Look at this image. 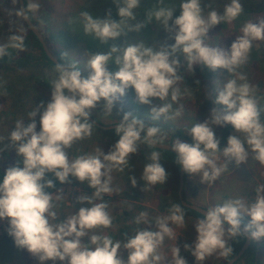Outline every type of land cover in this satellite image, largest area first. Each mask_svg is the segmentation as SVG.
Masks as SVG:
<instances>
[{"label":"clouds","instance_id":"9594fccd","mask_svg":"<svg viewBox=\"0 0 264 264\" xmlns=\"http://www.w3.org/2000/svg\"><path fill=\"white\" fill-rule=\"evenodd\" d=\"M113 3L117 6L119 21L111 18L110 11L105 18H94L89 12L80 14L84 34L101 44L116 41L125 28L138 32L146 26L128 23L136 19L134 9L140 6L141 0H113ZM201 5L202 0H182L180 15L175 19L172 8L162 7L147 14L148 22L154 17L164 29L174 33L175 42L171 45L153 48L141 42L121 48L113 44L108 52L87 53L86 77L82 76L78 61L57 63L58 75L50 82V100L36 105L28 114L27 122L16 121L6 147L15 151L18 160L0 179V220H7V232L16 247L26 249L39 264L47 261L53 264L57 261L60 264H187L176 244L171 249V262L160 251L166 238L177 241L173 225L180 228L185 225L181 204H172L168 214L156 217L154 223L147 212L139 213L135 223L148 227L138 229L134 235L125 233L122 240L94 232L113 223L108 205L94 203V198L102 199V194L113 191L112 171H123L129 165L132 155L137 153L138 142L143 140L149 147L165 145V136L158 125L124 112L115 126L119 138L107 154L97 146L94 153L69 156L75 142L92 135L95 125V121L90 122L92 110L103 101L102 113L112 115L116 102L129 88L134 89L138 103L149 106L151 121L180 117L183 105L173 109V104L184 95L178 87L184 80L180 74V57L189 73L194 72V66L203 65L213 72L224 69L233 78L226 79L214 95L209 93L213 104L222 107H213L209 118L192 125L191 143L176 140L171 144L177 154V165L189 175H198L201 183L219 180L230 162L246 163L250 153L264 165V122L260 119L255 89L243 73L237 72L248 60L253 42L264 41V19L246 23L230 49L211 47L205 43L210 29L234 21L243 6L240 0H230L221 14L208 5L210 10L205 15V7ZM39 7L35 0H28L27 7L16 9L15 14L28 21V13L38 11ZM9 48L23 51L24 36L13 33L7 44H0V58ZM113 54L117 55L113 58ZM109 62L118 65V70L110 72ZM154 100L162 103H153ZM226 124L233 127L236 135H230L227 146L221 149L213 126ZM237 133L243 134V139ZM221 157L223 163L219 162ZM160 160L159 151L150 154L151 162L144 165L140 177L145 182L142 191H147L148 186L165 184L168 174ZM70 177L95 191L91 195L81 193L76 204L87 207L82 206L61 220L55 208L56 201L64 197L63 190L54 193L52 189L54 180L63 185L70 183ZM130 182L135 187L136 177H130ZM255 191V200L250 205L242 198L227 200L209 208L194 225L195 240L191 245L186 243L184 248L191 251L196 264H202L214 254L227 258L233 253L229 240L245 233L253 240L264 239V184L258 185ZM244 215L251 219L241 231ZM85 237L87 243L83 242ZM121 249L127 250L126 260L120 255Z\"/></svg>","mask_w":264,"mask_h":264},{"label":"trees","instance_id":"16d2710c","mask_svg":"<svg viewBox=\"0 0 264 264\" xmlns=\"http://www.w3.org/2000/svg\"><path fill=\"white\" fill-rule=\"evenodd\" d=\"M24 2L26 8L28 0H24ZM181 2L182 0H162V2L161 0H141L140 6L134 9L136 19L130 20L128 23H145L146 26L138 32L128 31V29L125 28L124 34H122L119 39L116 41L110 40L106 44H101L98 39L90 35L86 36L84 34L83 19L80 14L82 12H89L94 18H105L110 11L111 18L113 20L119 21L120 17L117 14V6L113 3V0H84L81 4L72 7L71 10L62 16L59 22H55V24L50 22L47 24L45 23L44 19L41 18V21L35 18L33 12H29L28 15L44 38V29H48V31H50L51 35L49 36V39L45 38V41L51 53L61 64L71 63L72 60L68 56L70 49L76 47L80 48L82 51L83 60L86 62V64L81 65L79 68L83 71L82 73L86 77L88 75L86 70L87 60L89 58L87 53L108 52L110 51V47L113 44L120 46L121 48L126 47L129 44H138L141 42H143L145 46H152L153 48H159L161 44H173L175 42L173 39L174 33H170L164 29L163 24L159 21H156L154 17L152 18L151 22H148L147 14L150 11L162 7L172 8L175 10L173 14V19H175L180 15ZM240 2L243 6L242 13L231 23H221L210 29L208 33L209 37L205 39V43H207L209 46H213L218 40L223 39V37H229L227 44L228 49H230L231 44L236 39V36L242 34L241 29L248 20H250L253 16H260L261 19H264V0H240ZM228 3H230V0H202L201 6L202 8L205 7V15L210 10V8H215L219 13L222 14L224 5ZM208 5H210V8L206 7ZM19 8L18 0L16 3H14L13 0H0V16L8 23L5 24L8 37L13 33L21 34L24 36L25 45L23 51L9 48L7 50V54L0 58V79L13 75L14 77L22 79L25 83V88L17 95V99L10 101L7 108L0 112V120H2L4 123H7L8 136L14 129L16 121L23 120L27 122L29 120L28 114L34 110V107L32 108L31 106L24 105L26 101L31 102V105H38V103L45 100L41 87L47 86L48 84L36 78L35 72L39 71L40 69H46L53 72L56 77L58 75L55 72L56 64L46 56L37 37L25 24L24 20L16 16L15 10ZM258 20L260 19H255L252 22H257ZM169 24L171 25V21ZM51 26H53L54 32L51 31ZM21 29H23L22 32ZM50 42L55 46V48H52L49 45ZM65 51H67V53H65ZM115 55L117 54H113V58ZM180 61V74L184 77V80L179 82L178 87H180L184 95L177 103L173 104V107L176 109L180 107V105H184L186 108L187 106H192L191 109L194 110V114L198 118L205 121L207 118H209L210 111L213 107H222L213 104L212 98L209 97V93H213L214 95L215 90L218 87H221L222 84L226 82V79L233 78V75L228 74L224 69H218L213 72L207 68H204L203 65L194 66V72L189 73L186 70V63L182 57H180ZM107 67L110 72H115L118 70V65H116L114 62H109ZM240 67L248 68L253 71V88L255 89V96L258 101L260 119L262 122H264V43L258 47L252 44L248 60ZM213 78L216 79L218 84H213ZM32 83L34 85L33 92H31L30 89ZM0 86L6 89L10 88L9 86H6V83H2L1 80ZM29 94H32V96H28ZM116 103H119L122 108L133 109L135 112H142V114H147L150 117L149 106L137 102L135 91L132 88L127 89L126 94ZM153 103L160 104L162 102L159 100H154ZM92 117L101 124H104L93 114ZM36 121L38 127L37 131H39V114L36 117ZM149 123L153 124L152 122ZM213 130L215 136L220 140L221 149L227 146V138L232 135L233 132H235L230 124H226L224 126H213ZM92 131L100 133V135L105 139L108 144V151L119 138L115 133V129L101 130L94 125ZM8 136L5 140L0 142V148L4 149L3 151H0V179L3 178L5 170L10 166H14L18 160L15 151L6 147ZM176 140L191 143L189 131H186L184 128L174 127L168 131L167 141H164V143L172 144ZM138 145L141 146L139 148V156L142 159V163H144V161H148L146 160V153L150 155L153 151L160 152L161 165L164 168L166 165L168 167L169 185L168 187H164L162 184L148 186L147 191L144 192L142 191V188L145 182L140 178V176L136 178L137 185L133 187L130 182V177L132 176L128 174L129 172L132 173V171H130V167L133 161L131 160L129 161V165L125 167L123 171L113 170L112 173L115 176L117 175V178H120L122 173H125V175L128 174V177L124 178L125 180L123 184H128L129 194L124 192L121 200L119 201L115 197L107 196V194H102V199L94 198V202H103L108 205L107 211L113 219L111 227H101L95 229V234L106 235L111 237L113 240H122L125 233L128 235H134L138 229L148 227V225L145 224L137 225L135 223V217L138 216V214L143 209L132 202H128V199H132L134 201L139 199L140 193L142 195H146L145 198L149 200H156L154 213L149 217V220H151L153 223L156 217L167 215L168 209L172 204H181L178 197V174L180 166L175 162L176 156L169 151H163L154 147H149L143 142V140L138 142ZM88 151L89 149L87 145L83 146L82 144L75 142L69 149V156L70 158H75L79 155L90 153ZM149 162L151 161L149 160ZM50 178L53 177L50 176ZM186 180L187 173L184 175L185 184ZM54 183L55 188L52 189L54 193L65 186L77 184L81 187L82 193L84 194L91 195L95 191L94 189H91L86 183H80L78 180L71 177L70 183L62 185L55 180ZM185 184L183 189V198L188 201L185 194ZM74 204L76 205V210L82 206L87 207L86 204H76V200ZM61 205L63 204L61 203ZM181 206L185 211V221H199L204 217L199 213L184 207L182 204ZM60 214L61 218L59 219L61 220L64 218V216H67L64 211H61ZM250 219L251 218L249 216L244 215L242 217L241 225L244 227L250 222ZM7 229L8 228L4 229L0 233V264H35L33 262L29 263L30 260L28 258L26 249H19L16 247L13 238L8 235ZM83 242H88L87 237L84 238ZM244 242V234L236 237L235 239L229 240V244L233 249V253L230 256L225 258L219 256L218 254H214L203 261L202 264H226L237 254ZM120 255L126 260L128 255L127 250L121 249ZM186 261L187 264H196V261H194L192 258H187ZM46 264H53V262L47 261ZM56 264H60V262L57 261ZM234 264H264V239L253 240L251 238V244L249 248Z\"/></svg>","mask_w":264,"mask_h":264},{"label":"rangeland","instance_id":"374dc122","mask_svg":"<svg viewBox=\"0 0 264 264\" xmlns=\"http://www.w3.org/2000/svg\"><path fill=\"white\" fill-rule=\"evenodd\" d=\"M84 0H35L38 2L40 7L38 11L34 12V17L41 20L44 19L45 23L48 22L55 24V22H59V20L64 16L68 11L71 10L75 5L81 4ZM255 19H261L260 16H253L248 22H252ZM42 21V20H41ZM8 24L2 17L0 16V44H6L8 40L6 25ZM51 31H53V26L50 27ZM45 38L49 39L50 31L48 29H44ZM53 34V33H52ZM51 38V37H50ZM52 39V38H51ZM228 40L229 37H223V39L218 40L211 47H223L225 50H228ZM264 43V41H254L253 44L255 46H260ZM49 45L52 48L55 46L50 42ZM69 58H71V62L78 61V67L86 64L83 60L82 51L80 48L76 47L70 49L68 53ZM255 69V68H254ZM86 70V69H84ZM88 74V70H86ZM238 73H243L247 77V82L254 86L253 82V71L248 68L240 67L238 69ZM36 78L39 80L46 82L48 85L41 87L43 91L44 99L42 102L45 104L51 98V80L55 79L56 76L53 72L48 71L46 69H40L35 72ZM82 76L85 75L82 73ZM2 83H6V86H9V89L0 86V112L7 108L10 101H14L17 99V95L23 91L25 88V83L22 79L17 77L7 76L0 79ZM213 84H218L216 79H212ZM4 85V84H3ZM31 92L34 91V85H31ZM32 96V94L28 95ZM41 103V102H40ZM38 103V105L40 104ZM103 101H101L95 109L92 110V114L99 119L104 124H114L118 123L119 120L123 118L124 112H131L137 118L145 119L147 122H152L153 124L158 125L162 133L165 136L164 141H167L168 131L174 127H180L189 131L192 125L195 122H204V120L198 118L194 113V110L191 107L187 108L183 105L182 115L177 117L174 120H165L164 117H161L158 121H151L149 115L142 114V112H135L133 109H125L120 106L119 103H116L112 115L103 114ZM23 105V103H22ZM24 105L31 106L32 108L36 107L37 104L31 105V102H25ZM173 109H175L173 107ZM8 126L7 123H4L0 120V142L5 140L8 136ZM38 129V127H37ZM232 135H236V132H233ZM243 139V134L237 133ZM77 143L88 146L90 153H94L97 146L100 147L105 154L108 152V144L105 139L100 135V133L96 131H92V135L83 140L77 141ZM137 153L132 155L131 167L128 174L130 176H135L136 178L141 176L143 167L146 163H149L150 155L146 153V160L142 163V159L139 156V148L141 146H137ZM220 163H223V158L221 157ZM165 170L167 175V180L165 184H162L164 187H168L169 185V171L167 165L165 166ZM128 174L125 173L120 175V178H117L113 173L112 175V183L111 187L113 191L108 193L107 196L115 197L118 201L121 200L124 192L129 194V186L128 184H123L124 178L128 177ZM264 184V165H261L257 160L253 158V155L250 153L246 163H241L237 165L235 161H232L228 164V170H226L220 177L219 180L213 183H201L198 175H189L187 174V180L185 184V194L188 201L197 204L202 207L211 208L213 206L223 204L225 201L230 199L242 198L246 205H250L254 202L256 197V188L258 185ZM63 190L64 197L60 201H56L57 207L55 210L61 218V211H64L67 215L72 214L74 211H78L73 207V204L77 197H79L82 193L81 187L77 185H70L61 188ZM140 198L135 201L132 199H128V202H132L136 204L138 207H141L143 210L141 212H147L148 217L152 216L154 213V209L156 207V200H149L146 195L139 194ZM61 203L63 205H61ZM94 203H99L95 201ZM140 212V213H141ZM139 215V214H138ZM198 222V220H187L185 221V225L183 228L176 227L173 225L174 231L178 236L177 241L174 239L166 238L162 248L160 249L161 253L166 257L167 261L171 262L172 260V252L171 249L175 246V244L180 248V255L187 260V258H192L194 261L195 257L191 254V251L185 250L184 245L187 243L191 245L196 237V232L194 225ZM8 225L7 220H0V233L6 228ZM183 244V245H182ZM28 258L30 260L29 263L38 264L39 261L32 256L28 251Z\"/></svg>","mask_w":264,"mask_h":264},{"label":"water","instance_id":"95a60500","mask_svg":"<svg viewBox=\"0 0 264 264\" xmlns=\"http://www.w3.org/2000/svg\"><path fill=\"white\" fill-rule=\"evenodd\" d=\"M19 2V7L20 8H25V2L24 0H18ZM25 24L29 27V29L32 31V33L37 37V39L39 40L46 56L55 64L60 63L58 61V59L51 53V51L49 50L47 43L45 41V38L43 37V35L41 34V32L37 29V27L35 26V24L32 22V20L29 18L28 21H25ZM91 121H95V126H97L98 128H100L101 130H111V129H115L116 124H101L100 122H98L95 118H93L92 116L90 117V122ZM165 145H158L157 147H154L156 149L159 150H163V151H169L171 153H173L175 156L177 155L174 151H172V147L171 144L168 143H164ZM184 175L185 172L181 169V167L179 168V174H178V197L179 200L181 202V204L186 207L189 208L197 213H199L200 215L204 216V214H206V211L208 209L199 206L197 204L191 203L189 201H186L183 198V189H184ZM243 226L241 225V231H243ZM245 236V242L243 243V245L241 246V248L239 249V251L237 252V254L231 259L229 260L226 264H234L245 252L246 250L249 248L250 244H251V237L250 235H248L247 233L244 234Z\"/></svg>","mask_w":264,"mask_h":264},{"label":"built area","instance_id":"2783aa9c","mask_svg":"<svg viewBox=\"0 0 264 264\" xmlns=\"http://www.w3.org/2000/svg\"><path fill=\"white\" fill-rule=\"evenodd\" d=\"M6 228H8V225L6 226ZM6 228H5V229H6Z\"/></svg>","mask_w":264,"mask_h":264},{"label":"crops","instance_id":"0c3cea01","mask_svg":"<svg viewBox=\"0 0 264 264\" xmlns=\"http://www.w3.org/2000/svg\"><path fill=\"white\" fill-rule=\"evenodd\" d=\"M190 202V201H189ZM192 203V202H191Z\"/></svg>","mask_w":264,"mask_h":264}]
</instances>
